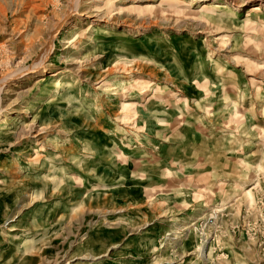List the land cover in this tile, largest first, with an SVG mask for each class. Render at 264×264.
Here are the masks:
<instances>
[{"label": "rangeland", "instance_id": "rangeland-1", "mask_svg": "<svg viewBox=\"0 0 264 264\" xmlns=\"http://www.w3.org/2000/svg\"><path fill=\"white\" fill-rule=\"evenodd\" d=\"M2 121L0 264H264V0H0Z\"/></svg>", "mask_w": 264, "mask_h": 264}, {"label": "bare ground", "instance_id": "bare-ground-1", "mask_svg": "<svg viewBox=\"0 0 264 264\" xmlns=\"http://www.w3.org/2000/svg\"><path fill=\"white\" fill-rule=\"evenodd\" d=\"M33 4V3H32ZM149 5V4H148ZM53 39V38H52ZM33 45V44H32ZM50 47H51V45H50ZM49 50H50V48H49ZM46 53L47 52H45V54H44V57H46ZM49 54V53H48ZM39 59V58H38ZM36 68V67H35ZM54 75H56V73L55 72H53V73H50V75L49 76H47L46 78H43V81H46L47 79H49L48 80V82H49V88H53V87H56V86H54V81L52 82V77L54 76ZM74 82V81H73ZM59 85L57 86V88H63L64 87V85H65V83H66V80H60L59 82ZM68 84V83H67ZM46 89V88H45ZM65 89V88H64ZM54 90V89H53ZM58 91V90H57ZM6 121H2L1 123H0V128L1 129H3V127H5L6 126V123H5Z\"/></svg>", "mask_w": 264, "mask_h": 264}]
</instances>
